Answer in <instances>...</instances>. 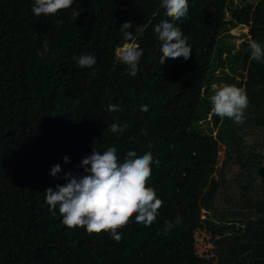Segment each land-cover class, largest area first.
Listing matches in <instances>:
<instances>
[{"label":"trees","instance_id":"16d2710c","mask_svg":"<svg viewBox=\"0 0 264 264\" xmlns=\"http://www.w3.org/2000/svg\"><path fill=\"white\" fill-rule=\"evenodd\" d=\"M33 3L0 0V264H264V62L249 49L250 40L264 47V0H188L178 21L161 0H73L39 17ZM164 20L187 37V61L159 63L154 28ZM125 22L143 49L136 76L116 55ZM239 25L250 36L236 47L231 30ZM82 55L96 64L81 68ZM214 83L246 90L244 123L211 112ZM113 123L128 127L113 133ZM252 134L261 137L256 145L247 143ZM110 147L121 162L128 151L152 153L147 186L163 201L151 226L134 214L117 230L119 242L109 232L68 229L44 192L65 184V173L86 174L82 159ZM228 163L238 167L230 179ZM203 226L208 257L195 246Z\"/></svg>","mask_w":264,"mask_h":264},{"label":"clouds","instance_id":"9594fccd","mask_svg":"<svg viewBox=\"0 0 264 264\" xmlns=\"http://www.w3.org/2000/svg\"><path fill=\"white\" fill-rule=\"evenodd\" d=\"M72 4L73 0H34L31 11L37 17L55 15L58 11L69 9ZM160 7L165 9V15L172 21L187 17L189 11L188 0H161ZM132 25L131 22L121 24L119 30L126 43L116 50V55L127 66L128 74L136 76L143 49L132 42L135 38L128 31ZM154 32L161 42L160 64L167 59L183 57L187 61L191 57V47L180 27L164 20L155 26ZM43 47L48 50L46 42ZM249 49L254 60L264 62V47L260 43L250 40ZM96 62L94 55H82L77 59L81 68H91ZM211 87L213 94L208 97L211 112L234 123H244V112L249 105L246 90L227 83H214ZM108 108L111 112L120 110L115 104H109ZM141 111L147 112L148 106L142 105ZM127 127L126 123L123 126L113 123L109 131L122 132ZM152 161L150 151L141 156H137L135 151H128L121 162L115 147L102 154L93 149L92 154L83 158L79 165L86 174L65 173V184H58L55 190L48 187L44 191L49 211L56 215L58 208L62 224L68 229L83 228L88 234L109 232L111 238L119 242L122 236L117 230L126 226L134 214L137 223L148 227L154 223L162 206L163 201L157 198L156 191L147 186L152 174ZM64 162L69 163V157L65 156ZM60 172L61 167L57 164L51 168L50 175L55 177ZM176 222L179 223V217ZM171 227V223L167 222L166 230Z\"/></svg>","mask_w":264,"mask_h":264},{"label":"rangeland","instance_id":"374dc122","mask_svg":"<svg viewBox=\"0 0 264 264\" xmlns=\"http://www.w3.org/2000/svg\"><path fill=\"white\" fill-rule=\"evenodd\" d=\"M231 33L235 35L234 42H235L236 47L242 41L243 35L246 37L250 36V34H248V27L243 26V25H239V26L233 28L231 30ZM259 138L261 140V137H259L258 135H253V134L246 136L247 143L250 145H253V144L256 145V141ZM262 151L264 153V148ZM222 155H223V151L221 150L220 151V161L222 159ZM262 160H263V163H262L260 170H259L260 173H262L264 171V157L262 158ZM219 165H220V163H219ZM237 171H238L237 165L232 164V163H228L223 169V172L228 179L235 176ZM214 181H215V178H212L210 185H209L208 194H211L215 188ZM203 212H204V210H202V213ZM201 217H203V215H201ZM209 236H210V234L205 231L204 226L203 227H197L195 232H194L195 246H196V250L200 256L208 257L211 255L212 243H210Z\"/></svg>","mask_w":264,"mask_h":264}]
</instances>
